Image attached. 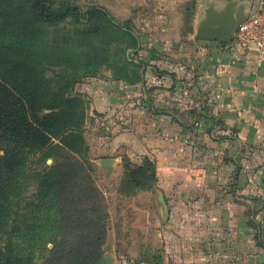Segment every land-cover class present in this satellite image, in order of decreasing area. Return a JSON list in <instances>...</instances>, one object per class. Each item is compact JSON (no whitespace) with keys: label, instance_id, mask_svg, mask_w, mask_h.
Listing matches in <instances>:
<instances>
[{"label":"trees","instance_id":"1","mask_svg":"<svg viewBox=\"0 0 264 264\" xmlns=\"http://www.w3.org/2000/svg\"><path fill=\"white\" fill-rule=\"evenodd\" d=\"M69 19L83 25L75 37L67 33L50 41L49 26ZM95 40L104 41L97 47ZM114 42L125 45V54L141 48L139 36L103 6L83 12L71 0H0V264H36L38 259L41 264H99L108 212L78 158L86 151L85 100L71 91L103 66L114 70L115 80L144 84L141 67L147 64L127 55L113 58L108 45ZM151 109L185 125L169 111ZM191 112L216 122L202 111ZM34 155L37 162L51 158L52 163L34 174L36 191L21 206ZM123 167V186L132 193L156 187L154 160L132 164L125 159ZM254 227L264 246L261 227ZM152 261L158 264V257Z\"/></svg>","mask_w":264,"mask_h":264},{"label":"crops","instance_id":"2","mask_svg":"<svg viewBox=\"0 0 264 264\" xmlns=\"http://www.w3.org/2000/svg\"><path fill=\"white\" fill-rule=\"evenodd\" d=\"M242 1L245 14L250 15L260 0ZM140 3L147 5L143 11L149 14L145 16L149 28H162L167 35L179 33L182 15L193 12L191 28L195 31L201 5L194 7L191 0ZM132 5L135 0H123V12L131 13ZM108 10L111 12L110 7ZM197 40L207 42V46L199 47L192 63L200 76L193 83L194 90L205 95L203 103L185 108L178 104L149 106L143 72L142 102L131 109L124 125L114 122L123 129L125 141H130L143 158L154 160L157 168L156 187L141 191L155 190L156 198L133 196L127 201L133 211L126 218L133 229L139 227L136 234L142 233L140 238L155 233L161 247L155 255L158 264H264V246L257 240L254 227H264L258 218L264 210V52L242 49L235 40ZM160 41L166 43L164 38ZM178 65L173 63V70L165 72L175 88L179 82L174 83V74L181 73ZM118 83L119 92L96 95L92 104L96 111H109L112 97L127 102L133 99L138 84ZM152 106L173 113L185 125L167 113H154ZM191 111L214 116L216 122ZM201 124L203 127L197 128ZM223 136L230 138L221 139ZM148 205H155V209H148ZM245 231L254 234L250 240L255 243L248 249L243 243Z\"/></svg>","mask_w":264,"mask_h":264},{"label":"rangeland","instance_id":"3","mask_svg":"<svg viewBox=\"0 0 264 264\" xmlns=\"http://www.w3.org/2000/svg\"><path fill=\"white\" fill-rule=\"evenodd\" d=\"M71 1L78 5L83 12L87 11L92 6H103L107 10L108 7H110L111 12L108 11L112 14L117 23L123 26H129L131 30L139 36L141 42V48L139 50H128L125 54V45L115 42L108 45V49L113 58L120 57L123 59L125 55H127V57L134 60L135 63L143 64L145 62V64H147L142 65L141 70L144 72L145 84L143 87H146L148 96L146 101L149 105L153 104L154 106L156 105L155 103L178 104V106L185 108L192 106V104H200L205 101V95L194 90L195 87L193 86V83L198 82L200 77L194 69V64H192L193 60H195V54L198 53L197 50L202 44L207 46L206 41H200L194 37L195 31L191 28V17H193V12L182 15L179 33L174 32L167 35L166 30L163 31L162 28L153 29L145 25V16L149 14L146 13L145 15L143 8H147V5L144 6V4L140 3L141 0H135V5L131 6V13L123 12V0ZM211 1L219 0H208L209 3ZM191 2L194 4V7L197 4L201 5V7L208 4L207 0H201L200 2L191 0ZM198 7L200 8V6ZM150 8L153 9V6ZM200 14L201 11H198L197 16L199 17ZM82 26V24L75 23L71 19L56 26H49L47 32L48 38L50 41H53L55 38L59 36L63 37L67 33H71L69 37L74 38L75 29L81 28ZM106 37L108 39V35H106ZM81 38L82 37L79 35L77 40ZM115 38L117 37L113 39ZM162 38L166 40V43L160 41ZM103 41L104 40H95V46L100 47ZM174 43L177 44V47L174 46ZM77 46L80 49L86 48V45L77 44ZM199 56L202 58L203 54L199 53ZM175 62H178V70L181 71L178 75L174 74V83L179 82L177 88H175L174 85L171 84L172 82L165 76V72L169 73L173 70L172 65ZM114 63L117 64L116 61ZM113 76L114 70L103 66L95 76H87L80 79L72 88L71 93L73 95H79L85 100L86 117L83 126V136L86 142V151L78 158L84 162L86 169L101 190L105 202L104 204L108 212L107 233L103 245L104 252L102 257L110 256L113 262L116 263L119 254L123 253L136 259H145L149 264H152L150 258L156 255L158 248H161L157 236L154 233L153 236L149 235L147 239H145L146 237L140 238L142 233L140 235L136 234L139 227L133 229V223L126 218V214L133 211L132 207L129 205L130 203H127V201L132 200L133 196L135 198L142 197L144 199L152 196L154 199L156 198V191L153 190L151 193H142L141 191L145 190L137 189L132 193L130 189L123 186L122 176L125 159L132 164H139L142 162L143 156L129 145L130 141H125L123 129L114 124V122L118 121L120 126L124 125V122H127L129 115H131V109L142 102L140 100L142 97L140 95L142 85H137L135 89L136 94H133L132 100L130 99L127 102L126 99L122 97H112L113 106L110 110L102 111L101 109V112H98L95 109L96 105H92L94 104L96 95L106 91L115 92L121 90L118 88L119 80H115ZM175 76H179L180 79H175ZM154 86H157L159 89H152ZM194 91L195 93H193ZM117 95L120 97L119 94H115V96ZM146 105L147 104L143 106L146 107ZM182 112L189 113L188 110ZM199 127H203L202 124L201 126H197V128ZM104 158H113L115 162L108 168L101 163V160ZM37 160L38 157L35 155L30 157L27 172L28 175L31 174L32 177L29 176L30 179L27 188L20 202L21 206H23L26 201H29L36 191L37 180L34 178V174L44 168V166L52 163L51 158H48L45 162H37ZM144 199H142V201ZM148 207V209H155V205H148ZM257 207L258 206H254V208ZM110 214L112 215V220ZM258 216L262 221L261 224L263 223L264 225V210L260 211ZM158 221L159 223L161 222L159 216ZM245 232L243 243L245 249H248L255 243L253 240H250L251 238L254 239V234L251 233L252 231ZM133 235L135 236L133 237ZM262 235V240L264 241V227L262 228ZM41 262L42 260L38 259L36 264H41ZM99 264H101V260Z\"/></svg>","mask_w":264,"mask_h":264},{"label":"water","instance_id":"4","mask_svg":"<svg viewBox=\"0 0 264 264\" xmlns=\"http://www.w3.org/2000/svg\"><path fill=\"white\" fill-rule=\"evenodd\" d=\"M208 2V0H207ZM242 0H219L201 7L195 27L196 39L231 42L236 36L238 25L248 17ZM113 158H104L101 163L110 168ZM101 264H115L110 256L102 257Z\"/></svg>","mask_w":264,"mask_h":264},{"label":"built area","instance_id":"5","mask_svg":"<svg viewBox=\"0 0 264 264\" xmlns=\"http://www.w3.org/2000/svg\"><path fill=\"white\" fill-rule=\"evenodd\" d=\"M234 40L242 49L253 48L261 53L264 52V0H260L254 12L238 25ZM115 264H148V262L119 254Z\"/></svg>","mask_w":264,"mask_h":264}]
</instances>
